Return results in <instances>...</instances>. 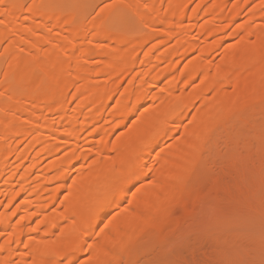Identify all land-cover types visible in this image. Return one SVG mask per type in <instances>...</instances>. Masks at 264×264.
Returning a JSON list of instances; mask_svg holds the SVG:
<instances>
[{"label": "bare ground", "instance_id": "bare-ground-1", "mask_svg": "<svg viewBox=\"0 0 264 264\" xmlns=\"http://www.w3.org/2000/svg\"><path fill=\"white\" fill-rule=\"evenodd\" d=\"M63 1L0 0V264H73L87 251L82 264H132L154 248L144 231L162 242L230 193L200 165L217 124L225 144L235 114L264 133V0H118L82 21L77 0ZM121 11L126 29L107 27ZM233 152L231 173L264 181Z\"/></svg>", "mask_w": 264, "mask_h": 264}, {"label": "rangeland", "instance_id": "rangeland-1", "mask_svg": "<svg viewBox=\"0 0 264 264\" xmlns=\"http://www.w3.org/2000/svg\"><path fill=\"white\" fill-rule=\"evenodd\" d=\"M13 1L16 3L18 0ZM62 1L63 0H29L28 3L32 7L41 8L47 6L50 7L53 4H57L58 2L61 3ZM78 1L79 0L74 1L75 3L73 6L71 5V8L74 7L72 8L73 11L74 9L76 10L75 14H77L78 19L82 16H86L90 19L96 16L100 17L102 15L101 11L106 6L118 0H89L91 2L89 3L91 9L88 10L90 11L87 13L88 15L84 14L86 9L84 11L85 5L83 6L87 0H80V3H77ZM198 1L199 0H193L194 3H197ZM62 3L65 4L64 1ZM66 3H68V1ZM121 12L123 16L118 12L121 18L117 13H114L115 16L111 15L109 18L106 17L107 19H105L106 21L104 22L109 24L106 26H111L110 28L118 26V29H126L128 22L125 21V19L132 18L124 14L123 11ZM86 17L85 19H87ZM122 17L127 18L122 19ZM247 17L248 12L247 10H244L241 12L236 23L239 24L246 22ZM122 20H124V22H122ZM80 21H82V19ZM235 38V36L225 38V42L223 41V44L217 49H214V55L211 52L213 55L212 60L214 62L220 60L222 52L232 46ZM156 52H158V49L152 50L149 54ZM193 52H191V54L194 55L195 53ZM147 53L148 52L146 51L140 53L138 56L142 59L137 57L138 60H143L145 57L150 58L152 54L147 56L149 55ZM156 54H153L152 56H155ZM3 69L4 64L0 60V73ZM147 104H149V102ZM138 115H140V112L134 113L131 118L134 119L138 117ZM231 121L232 125L235 124L239 127L238 133L231 138L230 143L229 141L227 142L229 144H225L224 138L226 135V129L220 124H217L213 128V139L208 143L203 158L200 161L202 168H207L211 174L217 176L219 180H223V182L227 181L228 184H230V193L228 192L229 189L227 190L228 194L227 192H221L223 193L222 195L221 193H218L219 196H224V194L228 196L224 197L221 201H218V199L221 198L220 196L217 201H215L216 203L214 204L212 213L209 214L210 216L202 215L184 217L185 223L182 225L178 233L168 236L167 239L159 242L160 244L157 240V232L151 230L144 231L140 244L154 246V248L150 254L143 255H148L147 257L141 256V259L132 264H264V213H261L262 210L258 208V204L255 205L258 206L256 209L260 210L257 211L259 213L254 209H251L252 205L255 206V199L258 197L264 198V181L260 182L251 176L249 177L248 174H244L245 176L242 175L244 177L235 173L233 174L229 171L227 163L222 161L224 160L222 157L231 150L234 154L233 151L235 149L237 155L239 154L247 157L245 162L247 173L251 172L256 177H264V163L256 165L255 167H252L251 164L252 159L259 157L264 152V141L260 140V135L263 133V129L261 128L262 123L258 121L252 125L240 114H235ZM175 133L174 136L171 135L173 138L169 137L170 135L166 137L164 140L165 142H163L162 145H169L174 137L178 135V131ZM225 158L227 159V155ZM74 172L71 173L72 177L75 174ZM243 186L246 187V190L249 189L248 193L241 192V189L242 191L245 190ZM239 191L240 194L238 193ZM256 201H258V199ZM124 204L125 200H123L119 206L123 207ZM119 206L114 209L112 208L108 216L100 221V224L98 223L93 232L94 234H97V236L94 234L91 235L93 239H91V237L90 239L92 241L97 239L99 236L98 233H101V231L106 229L109 218L112 217L116 211L121 209L118 208ZM216 212L221 215L219 216ZM213 213L217 220L213 217ZM155 240H157V242H154ZM82 255L83 256L79 257L73 262V264L84 263L88 258L89 252L87 251ZM239 258L240 260H238ZM245 260L249 262L245 263Z\"/></svg>", "mask_w": 264, "mask_h": 264}]
</instances>
